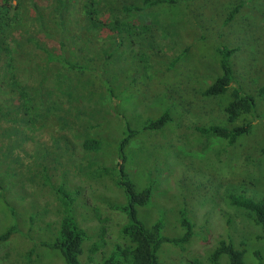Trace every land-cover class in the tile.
Listing matches in <instances>:
<instances>
[{
	"label": "trees",
	"instance_id": "16d2710c",
	"mask_svg": "<svg viewBox=\"0 0 264 264\" xmlns=\"http://www.w3.org/2000/svg\"><path fill=\"white\" fill-rule=\"evenodd\" d=\"M203 1L0 0V188H20L22 201H32L37 215L45 216L56 232L60 224L55 241L47 244L60 251L66 264H83L80 256L90 235L77 222L75 197L64 185L71 186L73 181L80 185L81 170L93 166L89 154L101 148L100 137L107 132L103 122L123 97L121 89L128 82L129 70L142 67L152 74L163 69L162 65L173 68L180 61L185 67L187 62L180 59L192 45L182 43V38L196 27L193 19L200 22V14H193L197 18L189 20L183 29L186 32L180 34L177 29L189 4ZM248 1L258 0L236 2L222 17L224 26L247 9L244 4ZM82 32L88 33L89 39L84 40ZM233 51L221 50L223 73L202 92L215 97L228 125L216 126L213 131L230 144L251 129L257 107L255 95L236 85L230 61ZM257 91L264 96V82ZM226 93L230 99L223 104L221 97ZM171 119L166 112L151 124L157 127ZM113 167L123 172L118 158ZM65 170L72 181L67 180ZM15 173L22 175L19 186L15 185ZM60 180L65 184L58 186ZM125 185L131 222L124 226L119 244L104 248L102 264H161L159 250L172 239L163 235L161 221L147 226L136 217L135 205L150 200L151 189L138 191L131 180ZM34 191L42 199L37 201ZM227 204L229 211L236 213L227 222L244 221L243 226L252 225L257 235L255 232L248 242L239 244L232 235L228 240L219 239L207 262L199 259L195 263L263 264V254L246 247L250 241L264 238V198L232 193ZM181 223L186 229L181 241H188L195 225L188 219ZM16 230L9 227L0 240H8ZM90 245L89 250H99L96 243Z\"/></svg>",
	"mask_w": 264,
	"mask_h": 264
},
{
	"label": "rangeland",
	"instance_id": "374dc122",
	"mask_svg": "<svg viewBox=\"0 0 264 264\" xmlns=\"http://www.w3.org/2000/svg\"><path fill=\"white\" fill-rule=\"evenodd\" d=\"M238 1L189 4L177 31L186 32L183 29L191 18H197L195 13L200 14V22L193 19L196 27L182 38V43L192 45L180 59L187 62L182 61L185 67L180 61L173 68L162 65L163 69L152 74L142 67L129 70L125 77L128 82L120 88L123 97L105 115L103 130L107 132L100 137L101 148L89 154L93 166L81 170L80 185L73 181L67 186L62 180L57 184L64 183V189L75 197L76 220L90 235L80 256L83 264H102L104 248L121 242L120 234L131 222V202L125 187L128 180L138 191L150 187L152 192L147 202L136 201V217L147 226L161 221L163 235L172 239L159 250L161 264L207 262L210 249L219 239L233 236L239 244L248 242L255 232L257 235L258 230L249 224L244 227V221L227 222L236 214L229 211L230 194L264 198V96L257 91L264 82V0L246 2L247 9L224 26L222 17ZM86 35L80 33L84 40L90 37ZM225 49L234 50L230 61L236 85L255 95L257 106L253 126L233 144L214 133L216 126L228 123L216 107L215 97L202 94L222 75L221 50ZM221 98L226 104L230 94ZM166 112L172 119L152 127L151 123ZM45 140L49 142L47 136ZM117 158L123 164L120 173L113 167ZM65 171L67 180L72 181L70 172ZM21 177L14 174L15 185L19 186ZM19 189L0 188V234L17 227L8 240H0V264H66L60 251L47 244L55 241L60 224L56 232L45 216L37 215L32 201H22ZM34 192L37 201L42 199ZM183 219L195 227L190 240L182 242L186 233ZM92 243L99 250H89ZM247 244L246 248L263 254L264 264V238ZM214 263L210 260L209 264Z\"/></svg>",
	"mask_w": 264,
	"mask_h": 264
}]
</instances>
